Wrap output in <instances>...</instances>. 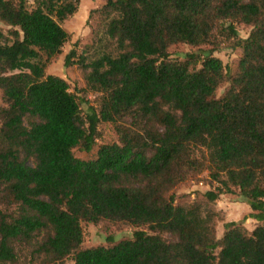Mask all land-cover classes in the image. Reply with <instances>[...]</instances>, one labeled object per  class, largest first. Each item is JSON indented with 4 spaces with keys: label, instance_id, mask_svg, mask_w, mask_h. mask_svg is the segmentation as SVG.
Returning a JSON list of instances; mask_svg holds the SVG:
<instances>
[{
    "label": "trees",
    "instance_id": "obj_1",
    "mask_svg": "<svg viewBox=\"0 0 264 264\" xmlns=\"http://www.w3.org/2000/svg\"><path fill=\"white\" fill-rule=\"evenodd\" d=\"M78 1L0 0L13 39L0 30V264H264V0H103L96 53L81 60L99 94L86 113L46 74ZM221 42L242 50L234 73L213 55ZM180 43L210 49L173 59ZM100 123L118 140L78 157ZM205 172L216 190L178 196ZM222 193L251 206L252 230L227 221L217 236ZM83 222L136 229L84 248Z\"/></svg>",
    "mask_w": 264,
    "mask_h": 264
},
{
    "label": "rangeland",
    "instance_id": "obj_2",
    "mask_svg": "<svg viewBox=\"0 0 264 264\" xmlns=\"http://www.w3.org/2000/svg\"><path fill=\"white\" fill-rule=\"evenodd\" d=\"M26 1L29 8H33L36 4V0ZM103 3V0L78 1L77 11L61 23L70 34V38L64 44L62 51L54 56L46 67L47 75L54 74L60 76L69 83L71 91L78 95L84 113H86L88 106H96L98 104L99 94L89 90L86 86L85 75L88 70L84 69L81 60L85 58L87 63L96 53L94 44L101 28L99 21L96 18H91L90 14L93 9L102 6ZM236 27L238 36L242 38H246L251 31V27L244 24H237ZM11 29V26L0 21V30L4 32L8 42L13 41L10 36ZM208 49H210V47L207 45L194 47L189 44L180 43L171 46L169 51L173 59L185 60L190 53H197L203 58V51ZM72 50L75 51V55L71 60L72 63L66 65V56ZM241 54L242 50L239 47H234L231 42H221L219 49L213 52L214 56L223 60V63L230 73L236 71ZM200 66L201 62L198 64V67ZM228 86L229 83L224 82L216 92L217 97H221ZM3 104L0 92V106ZM98 133L99 135L94 149L90 153L76 150L75 153L78 157L85 159L94 158L100 145L118 140L114 127L109 123H100L98 126ZM209 181L208 172H205L199 179H191L183 184L178 188L177 194L178 196L188 195L193 199L197 193L210 189L216 190L218 184L209 183ZM214 205L219 211L221 218L217 221V236L219 238L223 235L224 223L227 221H237L250 230L257 224L256 219L247 218L251 213V206L237 193H222ZM82 226L84 230V248L115 244L124 238L131 237L136 229L127 224H114L111 222H103L100 224L83 222ZM164 237L168 240L174 239L169 233H165ZM72 257L73 256H70L60 264H75Z\"/></svg>",
    "mask_w": 264,
    "mask_h": 264
},
{
    "label": "crops",
    "instance_id": "obj_3",
    "mask_svg": "<svg viewBox=\"0 0 264 264\" xmlns=\"http://www.w3.org/2000/svg\"><path fill=\"white\" fill-rule=\"evenodd\" d=\"M250 210H251V212H253V210H252V209H250ZM256 221H257V220H256ZM257 223H258V221H257ZM255 226H256V225H255ZM255 226H254V227H255ZM254 227H253V228H254Z\"/></svg>",
    "mask_w": 264,
    "mask_h": 264
}]
</instances>
